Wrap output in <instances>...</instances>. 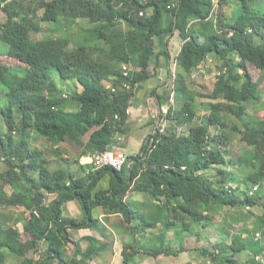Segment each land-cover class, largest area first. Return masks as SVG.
Masks as SVG:
<instances>
[{
	"label": "trees",
	"instance_id": "16d2710c",
	"mask_svg": "<svg viewBox=\"0 0 264 264\" xmlns=\"http://www.w3.org/2000/svg\"><path fill=\"white\" fill-rule=\"evenodd\" d=\"M252 1L217 0L214 6L213 0H39L33 8L19 0H0L6 16L0 22V39L6 44V56L18 62L15 66L0 62V82L6 80V87L17 99L14 103L8 97L0 100V164L5 166L0 168V206L25 209L24 230L29 236L10 242L6 234L13 230L0 229V264H4L6 254L18 264H51L55 260L78 264L79 252L70 261L63 260L67 230L96 225L92 211L97 206L107 212L120 209L129 223L132 211L123 198L130 188L152 195L159 190L169 196L171 204L162 206V219L172 220L181 230L191 224L198 229L205 219L203 212L226 206H260L262 214L253 229L244 227L229 240L221 235L214 247L218 252L211 256L225 264H256V253L264 257V242L255 238L259 230L264 231V119L255 116L260 93L247 68L250 64L264 72V12ZM231 5L240 7L236 16L231 12L225 15L224 9ZM78 19L91 26L95 38L79 43H72L69 37L31 38L32 33H39L42 23L59 26L64 22L70 27ZM96 29H102L101 34ZM174 33L183 41L176 57L180 83L210 54L220 64L209 101L199 102L193 94L186 95L183 85L180 91L185 94L177 89L176 122L191 124L189 130L179 133L172 125L162 131L156 129L137 154L127 156L129 176L127 164L120 171L103 167L79 178L68 170H51L44 152L30 146L32 134L54 144L68 141L81 148L83 156L109 149L122 131L136 87L150 78L144 69L153 59L154 68L158 60H169L164 40ZM104 44L107 51L102 48ZM123 66L132 68L127 76ZM54 73L61 82L79 80L85 87L80 92L70 90L63 97ZM165 97L167 100L169 95ZM72 102L78 104L76 110L68 107ZM221 102L237 106L232 126L229 114L217 108ZM201 108L206 109L203 117ZM172 110L167 111L166 118L171 119ZM233 133L246 147L235 162L231 161ZM84 136H88L86 142ZM228 163L243 172L238 181L245 184L242 192L239 185L228 191L224 188L231 176ZM195 165L206 173L216 167L214 181L206 180L205 172L189 174L188 169ZM105 172L112 175L109 189L92 194ZM5 185L13 190L7 193ZM256 185L253 196H249ZM49 193L56 197L46 202ZM75 199L83 215L79 222L62 217V206ZM245 233L250 237H243ZM39 242L43 245L39 258L28 257ZM162 251L168 252L159 246L150 254L156 257ZM198 251L204 254L206 250ZM246 252L251 256L243 262ZM124 255V264H128L133 253L126 251Z\"/></svg>",
	"mask_w": 264,
	"mask_h": 264
},
{
	"label": "crops",
	"instance_id": "0c3cea01",
	"mask_svg": "<svg viewBox=\"0 0 264 264\" xmlns=\"http://www.w3.org/2000/svg\"><path fill=\"white\" fill-rule=\"evenodd\" d=\"M19 1L23 6L31 5V3L26 2V0ZM0 10L2 9L0 8ZM85 23H87L85 20L78 19L70 27L66 26L67 29L77 27L78 33L75 34L77 35V40L75 41L73 38L71 40L72 43H79L92 39L93 37L95 38L96 34L90 32L91 26L85 27L83 25ZM40 27L41 30L39 33L43 31V27L41 25ZM110 27L111 25L106 26V28ZM96 30H100L99 34H101L102 29ZM0 42L5 44L1 39ZM164 42H167V51L170 55L169 60L167 62L164 59L158 60L156 68H154L155 59H153L149 66L144 69L147 74H150V78L136 87L133 99L127 109L128 116L122 127V131L116 134L114 142L109 149L120 150L126 156L135 155L140 151L143 143L156 131V129H165L172 125L179 131L185 129L187 125H191L185 124L182 126L176 122L178 115V110L176 108L178 103L177 89L179 90L178 87L180 83L178 73L180 69L177 64H175V60L183 41L178 36V33H174L173 36L166 37ZM102 48L107 51L108 46L104 44ZM6 50L7 49H5L4 52L1 51L0 59L3 57L4 53L5 58L8 59ZM210 56L211 54L207 57V60ZM9 60L13 63V66L18 64V62L13 59L9 58ZM204 64L191 75H194L199 69H203L202 67ZM7 65L11 66L10 64ZM127 71L131 72L132 68H127ZM172 73L175 75L173 78L171 76ZM249 74L251 73L249 72ZM54 80L58 89L62 91V94L67 95L70 92L69 88L67 90L63 88V85H66L64 82L62 83L60 79L57 78H54ZM72 85L73 90L77 92L82 91L85 87V83L79 80L74 81ZM170 86H175L174 92L170 90ZM1 87L3 90L5 89L3 86ZM184 91L186 95L192 94L187 92V90ZM257 91L259 92L258 87ZM172 92L173 102L169 108L173 110L171 119H168L161 113V110L169 104ZM166 95H169L167 100L165 97ZM68 107L72 110H76L78 104L72 102ZM217 108L231 116H236V105H229L221 102L217 104ZM257 109L258 111L255 113V116L263 120L264 104H258ZM32 137L33 134L31 139ZM82 140L86 142L88 136H84ZM44 158L51 170H68L74 178L85 177L99 170L92 164L90 155L83 156L81 154V148L68 141H61L56 144L50 141V145L44 150ZM237 158L238 156L232 158L231 161L235 162ZM126 164L127 176H129L131 164ZM231 164L232 163L227 164V171L231 174L228 182L234 187L239 185L241 189V191H239L242 192L245 187L240 183L238 184V181H241L240 176L234 174V172L239 173L242 170L239 167H233ZM146 169L150 170V167L147 166ZM216 171L217 168L215 167L211 172L206 173L201 169L200 165H195L190 167L187 172L195 176L205 172V179L213 182L216 177ZM111 177L112 175L110 173H103L98 178L92 190V194L107 191L109 189ZM132 185L130 187H132ZM261 185L264 193V178L262 179ZM4 190L10 193L13 189L10 185H5ZM55 197V193L46 194L45 201L49 202ZM123 202L132 211L129 223L126 222L120 209L107 212L103 206L95 207L92 211V216L97 222L96 225L79 229L69 228L67 230L69 240L66 245V253L63 260L68 262L79 252V254L76 255L78 264H124V252L127 251L133 253V257L128 264H225L223 263V259L216 260L211 256L212 252H214V255L218 252L214 247L220 240V236L224 235V237L229 240L232 235L241 234L244 227H246L247 230H252L255 220L261 215L251 211L254 206H226L222 207L220 210H230L232 216H225L223 218V230L222 227L217 226L215 224L216 222L213 221L214 217L210 215V213L213 214V212H203L202 214V216H205L206 220H211L206 227H201L203 225L202 223L206 221L205 219L204 221L201 219V225L198 229L191 224L188 229L181 230L172 220L162 219V206H169L171 204V199L159 190H155L152 195L149 192L136 191L130 188L124 195ZM232 212L234 213L232 214ZM240 212L245 213L247 216L243 217L239 215L238 213ZM25 215V209L22 206H0V229L13 230V232L9 231L6 234V239L8 241L14 242L17 239L24 241L29 238L28 233L24 230ZM62 217L78 222L82 220L83 215L78 200L68 201L62 206ZM237 219L240 220V226L238 228L235 225ZM232 222H234V224ZM250 222H252V225L249 224ZM243 237H250V235L245 233ZM88 238L91 239L92 242L87 241ZM255 238L259 241L263 240L264 231L259 230ZM159 246H161L162 250H168V252L162 251L156 257L152 256L150 254L152 250ZM199 249H204L206 251L204 254H200L198 251ZM42 251L43 245L39 242L38 248L36 250H31L27 256L37 259ZM87 254L92 255L91 257H86ZM249 255L251 256V253L246 252L241 261L244 262L249 258ZM261 255L262 254H255L256 264H264V262H258L259 259L257 257ZM4 264H18V261L13 256L6 254ZM51 264H59V261L55 260Z\"/></svg>",
	"mask_w": 264,
	"mask_h": 264
},
{
	"label": "rangeland",
	"instance_id": "374dc122",
	"mask_svg": "<svg viewBox=\"0 0 264 264\" xmlns=\"http://www.w3.org/2000/svg\"><path fill=\"white\" fill-rule=\"evenodd\" d=\"M36 1H39V0H33V1L32 0H26V2L31 3V6L33 8L37 5ZM262 2H264V0H253L252 5L259 7L258 9L261 12H264V4ZM224 10H225V15L230 16L229 12H231V14H234V16H236L240 10V7L238 5H231L227 8H225ZM5 19H6L5 14L0 10V22H3ZM83 25L85 27L90 26L88 23H85ZM41 26L43 27V31H41L39 34H32L31 38L33 40H40V39H45V38H59V37L60 38L69 37L70 39L74 38L75 41L77 40L76 39L77 35H75L76 33H78L77 27H74L73 29H67L64 22H62L59 26H57V25L55 26L54 24H48V23L47 24L42 23ZM5 49H7L5 44L0 42V53H2L1 51L4 52ZM4 54H3V57H1L0 62L2 64H5V65L10 64L11 66H13V63L9 60V58L8 59L5 58ZM219 65L220 64L217 61H215L213 54H211V56L208 58V60L203 65V67H202L203 69H199V71L194 73V75H191L188 78H185L183 80V83H179V87H178L179 92L181 94H185L184 92L180 91V89L182 88V85H183L185 90H187V92L192 93L199 102L209 101L210 99H208L207 96L211 92V90L213 88L214 81L217 78V75L219 72V69H218ZM247 66H248L247 67L248 71L251 73L250 74L252 77L251 80L253 82H257V84H258V88H259V92H260V102L258 104H260V103L264 104V72L256 69L255 67H253L250 64H247ZM52 75H53V78L59 79L55 73ZM236 76L237 75H235V77ZM3 82L5 85L4 84H0V85L3 86L5 89L3 90L2 87L0 86V100H3L5 97L6 98L8 97V99L12 103L16 102L17 99H16L15 94L12 93L6 87V80H4ZM64 84H66V85H63L64 89L67 90L69 88V90H73L72 82L64 83ZM174 89H175V86H170V90H173V92H174ZM173 92L171 93V95L173 94ZM169 104H171L170 99H169ZM164 108H165V110L167 109L166 106ZM176 108H177V106H176ZM168 110H170V108ZM204 110H206V109L204 108ZM204 110L203 109L201 110V116L202 117L205 116V114H206V113H204L205 112ZM228 116H229L228 122H229V124H231L230 126H232L236 122V120L232 119L234 116H231V115H228ZM262 116L264 117V113ZM189 127H190V125H187L185 127V129L179 130L178 132L179 133L180 132H187L189 130ZM49 145H50V141H48L44 137L37 136L35 134H33V137L30 140V146L32 148L40 149L43 152L46 148H48ZM231 148L233 151L232 152V158L237 157V156L239 157L240 155H244V151L246 150L244 143L239 141V135L236 133H233V135H232ZM3 167H5V166L3 164L1 166V164H0V168L2 170H3ZM234 174L239 175L240 179L243 176L242 171L239 173L234 172ZM241 184L245 187V184H243V183H241ZM251 211L256 213V214H259V215L262 214V208L260 206L253 207ZM230 212H231L230 210L215 209V211H213V214L210 213V215H213V217H214L213 221L216 222L215 224L217 226L222 227L223 222H224L223 218L225 216H228V217L232 216ZM233 213L234 212H232V214ZM238 214L243 216V217L247 216L243 212H240ZM236 221L237 222L235 225L238 228L240 226L239 225L240 220L237 219ZM249 221H252V220H249ZM232 223L234 224V222H232ZM249 224L252 225V222H250ZM222 230H223V227H222ZM227 231L230 233V231L228 229H227ZM262 241L264 242V239ZM257 258L259 259V261H258L259 263L264 262V259H263L264 257L262 255L258 256Z\"/></svg>",
	"mask_w": 264,
	"mask_h": 264
},
{
	"label": "built area",
	"instance_id": "2783aa9c",
	"mask_svg": "<svg viewBox=\"0 0 264 264\" xmlns=\"http://www.w3.org/2000/svg\"><path fill=\"white\" fill-rule=\"evenodd\" d=\"M7 2L11 1V0H6ZM214 6L217 5V0H213ZM175 64H176V60H175ZM124 69V75L127 76L128 75V71L127 68L125 66H123ZM172 78L175 76L174 73H172ZM126 88H128V85H125ZM63 97H66V94H62ZM172 96L173 94L170 96V102L171 104H167V109L165 110L162 109L161 113L165 116L167 113V110L169 109L170 105H172ZM164 128H160V130L162 131ZM91 156V162L92 164L96 167V168H103V167H110L116 171H120L124 165L126 164V160H127V156L120 150H111V149H107L104 150L102 152H97L94 153ZM199 175V174H198ZM231 187H234L231 183L226 184V186H224L225 190H229ZM257 189V185L254 186V188L252 190H250L248 192L249 196H253L254 191Z\"/></svg>",
	"mask_w": 264,
	"mask_h": 264
}]
</instances>
